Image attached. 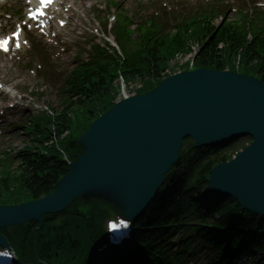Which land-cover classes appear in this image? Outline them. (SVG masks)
Masks as SVG:
<instances>
[{"label":"trees","instance_id":"trees-1","mask_svg":"<svg viewBox=\"0 0 264 264\" xmlns=\"http://www.w3.org/2000/svg\"><path fill=\"white\" fill-rule=\"evenodd\" d=\"M191 47L196 48L193 63L195 69L229 70L258 78L264 83V34L255 32L248 38L244 32L225 22L216 24L205 20L195 24L190 30L182 28L173 34L154 39L145 48L140 49L120 69L124 84L141 85L138 94L150 91L166 77V72L178 68L180 71H186L187 65H177L176 57H187L192 52ZM118 66L107 62V65L99 64L92 68V73L84 76L75 87V102L68 105L53 123L50 121L48 126H43L39 135L25 146L20 154V171L0 174V207L34 201L55 189L58 181L68 171L66 162L62 160L56 148L65 152L69 160H75L76 155L80 153L77 139L88 130L92 122L113 107L121 93L120 83L114 75ZM53 139L55 143L51 142ZM183 144L179 163L166 176L172 181V186L167 191L168 196H162V191L147 205L145 212L137 220L138 225L135 228L139 229L134 234L135 240L144 243L145 236H157L160 233L157 223L162 222L163 226L168 224L166 217L184 198L194 204L202 188L207 187L210 170L216 164L230 160L232 155L244 148L237 140L212 148L192 176V162L204 154H201L199 149H194L188 139L184 140ZM178 196L182 198L179 201ZM224 200L217 202L212 199L207 211L211 219H215L229 232L233 225L231 220L235 218L239 205L236 201H230V198ZM194 207L204 211L202 207ZM78 208L79 203H75L73 209ZM97 211L96 203L82 209L79 228L75 226L77 216L73 212L58 216L62 222L66 221L70 225L78 238L79 244L75 241V245L66 240L68 236L65 233L55 239L58 229L53 225L59 222H50L49 216L44 217L42 228H39L38 223L30 222L9 227L4 230V234L21 259L35 264H65L84 253L86 242L90 239L86 236V231L93 225ZM56 218L57 216H52L51 220ZM226 219L229 222H226ZM253 223L264 228V221L257 220L245 211L239 225L244 224L249 231ZM69 234L71 235L70 231ZM44 237L49 241L42 240ZM238 238L244 242L243 234ZM261 242L264 243V239ZM126 253L130 254L129 251Z\"/></svg>","mask_w":264,"mask_h":264},{"label":"water","instance_id":"water-1","mask_svg":"<svg viewBox=\"0 0 264 264\" xmlns=\"http://www.w3.org/2000/svg\"><path fill=\"white\" fill-rule=\"evenodd\" d=\"M249 135L235 160L215 167L210 185L264 213V84L226 73L196 71L163 81L145 96L115 105L89 128L87 146L55 192L23 206L0 209V228L57 213L86 190L128 189L143 208L162 182L185 137L211 145ZM0 241L3 239L0 237Z\"/></svg>","mask_w":264,"mask_h":264},{"label":"rangeland","instance_id":"rangeland-1","mask_svg":"<svg viewBox=\"0 0 264 264\" xmlns=\"http://www.w3.org/2000/svg\"><path fill=\"white\" fill-rule=\"evenodd\" d=\"M92 6H93L92 2L86 3V8L90 9V11L89 12L86 11L85 16L79 18V24H77V26H76L77 30L72 31L74 33L75 41L78 44V48L79 49L82 48V50H81L82 55H84L85 51L88 48V44L90 43L89 42L87 44V42L92 40V38L89 35V32L87 30V29H90V24L92 21V17H91V13H92V9H93ZM133 7L135 8L136 6L134 4H129V5L126 4V9L128 11H132ZM85 56H86V54H85ZM190 58L191 57H188V59L187 58L186 59L189 60ZM185 60H180L178 63L179 64L183 63ZM36 90L41 95L40 103H39V105H37L38 107L52 106L54 109H57L59 107L60 100L58 99V95H59L58 85L56 83H54L51 78H47L44 82L38 81ZM37 106H31V108L28 109L29 110L28 112L31 115H36L39 112V110L36 109ZM26 140L27 139H24L22 141V139H19V140L15 141V139H11V141L13 142L14 148L15 147H17V148L21 147L23 145L22 143H25ZM241 140H242L243 144L248 143V140L246 138H243ZM5 144H7V140L3 141V145H5ZM107 191L114 194V196H115L114 202L120 208L124 209L125 204L127 202V198L123 197L122 190L121 191L107 190ZM205 250H206L205 247L199 248V252L201 253L200 256L204 255L202 253ZM245 255H253V259H257L259 257L254 251H251L249 253H244L243 256H245ZM262 259H260V264H264ZM254 261H259V260H254ZM243 264H254V262L253 261L250 262L249 259L247 258L246 261H243Z\"/></svg>","mask_w":264,"mask_h":264},{"label":"snow or ice","instance_id":"snow-or-ice-1","mask_svg":"<svg viewBox=\"0 0 264 264\" xmlns=\"http://www.w3.org/2000/svg\"><path fill=\"white\" fill-rule=\"evenodd\" d=\"M51 2V0H40V3L41 5H44L46 6L47 4H49ZM39 14H42V13H39ZM35 17H29V19H34ZM14 37L16 39H18V33L14 34ZM12 38H9V39H0V48H2L3 50L7 51V45L9 44L10 40ZM19 46V45H17Z\"/></svg>","mask_w":264,"mask_h":264},{"label":"bare ground","instance_id":"bare-ground-1","mask_svg":"<svg viewBox=\"0 0 264 264\" xmlns=\"http://www.w3.org/2000/svg\"><path fill=\"white\" fill-rule=\"evenodd\" d=\"M97 189H100V188H97ZM127 195L129 196V193L126 191ZM130 202H131V199H130Z\"/></svg>","mask_w":264,"mask_h":264}]
</instances>
